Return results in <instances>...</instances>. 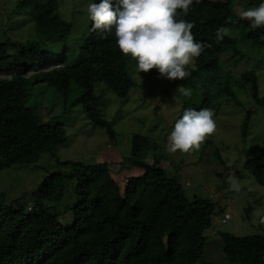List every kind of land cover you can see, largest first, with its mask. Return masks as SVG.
<instances>
[{
	"label": "trees",
	"instance_id": "trees-1",
	"mask_svg": "<svg viewBox=\"0 0 264 264\" xmlns=\"http://www.w3.org/2000/svg\"><path fill=\"white\" fill-rule=\"evenodd\" d=\"M58 1L18 0L17 10L28 4L30 16L35 17L30 27L33 36L23 43L0 39V171L35 167L41 155L54 153L55 147L66 141L63 123L40 122L36 109L27 106L32 86L55 91L65 113L68 107L82 105L89 122L103 128L110 140L115 131L100 114L95 86L101 84L118 98H125L135 86L127 72L130 56L120 52L114 32L93 30L89 21L82 43L76 48L67 46L73 25L62 18ZM251 2L257 6L260 0L248 4ZM227 5L228 1L193 0L187 15L177 17L193 24L194 40L204 48L193 59L189 75L175 84L187 89L193 78L205 75L207 80L201 99L193 102L185 98L183 110L209 108L215 115L221 96L234 98L229 84L222 83L219 65L221 55L234 46V39L228 33L220 41L215 38L218 27L227 29ZM235 19L246 28L250 41L264 47V27L253 30L247 20ZM52 62H57V67L43 68ZM241 79L250 84L252 100L264 105L255 76L247 72ZM249 120L246 114L240 132L243 140ZM155 147L145 136H132L127 171L139 168L142 172L123 176L125 184L121 186L119 172L114 173L106 163L58 161L71 164L72 171L48 174L30 192L31 202L24 194L7 204L5 194L0 193V264L200 262L203 230L211 224L214 203L200 198L189 201L178 179L160 167ZM245 167L256 177L264 173V139L257 156ZM225 214L229 213H224L222 220ZM221 238L229 264H264V235L222 233Z\"/></svg>",
	"mask_w": 264,
	"mask_h": 264
},
{
	"label": "rangeland",
	"instance_id": "rangeland-1",
	"mask_svg": "<svg viewBox=\"0 0 264 264\" xmlns=\"http://www.w3.org/2000/svg\"><path fill=\"white\" fill-rule=\"evenodd\" d=\"M219 1H228L227 33L234 39V46L221 55L219 65L222 83L229 84L234 98L224 95L217 100L218 107L213 117L216 129L198 149L188 153H171L167 151V136L174 120L183 110L184 99L192 98L193 102L201 99L207 85L205 75L193 78L191 87L184 89L176 86L180 80H168L155 68L147 73H139L136 61L128 57L127 72L135 86L125 98L116 97L101 84L95 86V93L100 96V114L113 125V140L109 139L103 128L89 122L82 105L68 107L65 113L58 96L50 87L34 85L30 88L31 97L27 100V106L36 109L40 122L63 123L66 141L55 147L54 153L41 155L35 167H11L0 171V193L5 194V203L24 194L31 202L30 192L48 174L72 171L71 164H60L58 161L87 165L106 163L114 173L119 172L117 182L120 186L124 185L123 176H137L142 172L139 168L127 171L125 162L130 157L131 138L138 134L156 144L155 153L161 160L160 167L169 176L178 179L189 201L200 198L214 203L211 224L203 230L205 243L202 260L197 264H229L223 252L222 233L237 237L264 235V173L256 177L245 167V163L256 157L263 146L264 105H257L252 100L250 84L241 79L243 73H252L258 96L264 97V47L250 41L246 28L235 19V16L239 17V12L256 5L252 2L249 5L250 0ZM17 2L0 0V39L10 38L11 41L23 43L33 36L30 27L35 17L30 16L28 4L17 10ZM89 2H57L62 18L73 25L67 41V46L71 48L78 47L87 35ZM52 49L56 50L54 46ZM57 65V62H52L43 68ZM192 68L193 61L186 66V71L189 73ZM151 72L154 74L151 75ZM2 75L0 73V77ZM184 90L190 94L184 95ZM246 114H249L250 120L247 136L243 140L240 132ZM232 181H235L238 191L232 186ZM224 213H229L230 219L222 223Z\"/></svg>",
	"mask_w": 264,
	"mask_h": 264
},
{
	"label": "clouds",
	"instance_id": "clouds-1",
	"mask_svg": "<svg viewBox=\"0 0 264 264\" xmlns=\"http://www.w3.org/2000/svg\"><path fill=\"white\" fill-rule=\"evenodd\" d=\"M192 3L193 0H91L87 4V16L93 30L114 32L118 49L136 61L139 73L155 68L168 80H181L189 74L186 66L204 48L194 40L193 24L177 18L186 16ZM238 15L253 30L264 27V0ZM226 33L225 27H218L216 40H222ZM183 94L190 93L184 90ZM213 117L209 108H185L167 136V151L188 153L198 149L216 129ZM232 186L239 190L235 181Z\"/></svg>",
	"mask_w": 264,
	"mask_h": 264
},
{
	"label": "built area",
	"instance_id": "built-area-1",
	"mask_svg": "<svg viewBox=\"0 0 264 264\" xmlns=\"http://www.w3.org/2000/svg\"><path fill=\"white\" fill-rule=\"evenodd\" d=\"M30 207H31V204L28 203L27 209L29 210ZM229 218H230L229 214H225L224 219H223L222 221H226V220H228Z\"/></svg>",
	"mask_w": 264,
	"mask_h": 264
}]
</instances>
